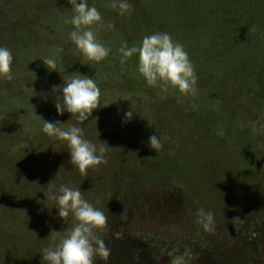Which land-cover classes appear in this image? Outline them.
Listing matches in <instances>:
<instances>
[{"label": "rangeland", "instance_id": "1", "mask_svg": "<svg viewBox=\"0 0 264 264\" xmlns=\"http://www.w3.org/2000/svg\"><path fill=\"white\" fill-rule=\"evenodd\" d=\"M191 1L128 0L133 10L121 14L118 6H107L112 0H87L104 26L114 25L92 26L110 49L96 63L70 40L68 0H0V47L14 57L12 79L0 78V264H16L9 242L27 246L20 264H46L42 250L58 245L72 228L73 218L60 219L56 202L47 198L52 180L56 187L84 184L83 198L107 216L98 235L110 256L94 264H171L175 257L183 264H264V193L252 186L237 209L215 211L198 204L191 187L161 160L212 166L248 157L252 127L264 132V0H211L209 7ZM155 33L184 46L198 77L195 95L147 86L138 54L121 63L122 44L139 47ZM44 58H54L56 68L48 69ZM76 73L93 78L101 92L98 108L83 123L55 108ZM130 110L133 118L126 121ZM209 114L224 130L219 140L203 124ZM41 118L66 129L76 125L85 139L104 147L102 178L94 176L95 167L82 176L69 163L67 143L44 133ZM154 134L159 151L148 144ZM256 145L255 138L248 148L264 152ZM91 181L97 190L91 191ZM26 202L31 207L23 210ZM199 209L213 213V231L197 223ZM43 214L70 221L68 227L47 230Z\"/></svg>", "mask_w": 264, "mask_h": 264}, {"label": "clouds", "instance_id": "2", "mask_svg": "<svg viewBox=\"0 0 264 264\" xmlns=\"http://www.w3.org/2000/svg\"><path fill=\"white\" fill-rule=\"evenodd\" d=\"M68 3L74 13L71 20L66 21L71 23L74 29L70 33V40L86 60L101 62L109 55L110 49L98 41L92 26L100 25L112 29L114 25L104 26L100 12L95 6L89 7L87 0H68ZM107 6L114 9L118 6L121 14L130 13L133 10L128 0H112ZM62 50L58 49V51ZM119 52L122 54L121 63L138 54V72L147 86H160L162 91H167L169 88L178 89L181 96L196 94L198 77L194 66L184 46L174 43L167 33L145 36L139 47H128L125 42ZM13 59L7 47H0V78L12 79L10 73ZM43 63L48 69L56 68L54 58H44ZM100 94V88L93 78L76 73L64 83L62 95L57 97L55 103L56 111L60 115L67 112L71 114V118L83 123L89 120L93 111L98 108ZM133 114L132 110L126 112L125 120L130 121ZM63 125L64 123L59 121L43 120L42 131L49 137H55L67 143L70 154L69 163L76 167L82 176L87 175L89 168L107 163L104 159L106 151L104 147L98 148L96 144L85 139L80 127L72 125L66 129ZM148 144L154 151L162 148L155 134L149 137ZM47 186H49L47 198L56 202L55 208L58 209L59 218L66 220L71 216L74 224L61 237L58 245L42 250V260L46 264H94L96 257L107 261L110 249L98 235V232L103 231L107 226L105 213L85 200L80 189H73L63 184L56 187L54 180ZM197 216V223L201 224L205 231L214 230V216L211 211L205 213L203 209H199ZM52 234H58V232L52 231L50 235ZM116 235L119 236L118 233ZM171 264H183L182 258H173Z\"/></svg>", "mask_w": 264, "mask_h": 264}, {"label": "trees", "instance_id": "3", "mask_svg": "<svg viewBox=\"0 0 264 264\" xmlns=\"http://www.w3.org/2000/svg\"><path fill=\"white\" fill-rule=\"evenodd\" d=\"M169 1L170 3H182L191 0ZM196 2L201 4L202 7H209L211 0H195V3ZM63 117H65V113L63 114ZM202 118L203 124L210 127L219 140L223 135L224 130L222 131V128L217 124L214 126V123H212L214 122L212 115H203ZM251 133V136L249 137V140L246 141L247 144L245 145L247 146L246 152L253 154L248 157L241 156L231 160L222 159L220 162H212V166L210 165L211 163H206L203 166L194 165V163L190 161V158L184 159L181 161V164H178L175 160L168 161L167 158L161 159L162 155L159 157L161 160H164L163 165L167 166L169 168L168 170L172 171L179 180H182L191 187L192 195L198 204L215 211H233L242 204L252 186H255L258 191L264 193V152H260L258 155V153L253 152V149L248 148L255 138L258 143L256 146L258 148H264V132H262V134L258 133V131L256 132L252 127ZM103 166L100 164L91 170L94 173V176L96 175L99 179L102 178V173L104 171ZM91 182L93 185L91 189L92 191L96 189L97 185L94 181ZM83 186L84 184L79 188L81 192H83ZM44 196L45 195H43V198ZM26 205L27 206L23 208V210L31 207V204L27 202ZM41 219L43 227L47 230L57 227L67 228V225L70 222L68 221L65 224L63 222H56V215H54L53 218H46L45 214H43ZM9 243H11V251L8 253V256L10 255V262H12V258L14 257L15 260H13L16 264H20L21 258L24 259L25 256L27 257V246L22 245L23 243H21L17 244V247L15 242ZM1 245L6 244L2 242Z\"/></svg>", "mask_w": 264, "mask_h": 264}]
</instances>
